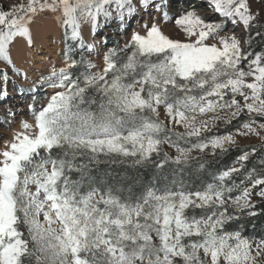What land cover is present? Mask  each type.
Listing matches in <instances>:
<instances>
[{"label":"snow or ice","instance_id":"snow-or-ice-1","mask_svg":"<svg viewBox=\"0 0 264 264\" xmlns=\"http://www.w3.org/2000/svg\"><path fill=\"white\" fill-rule=\"evenodd\" d=\"M259 216L264 0H0V264H264Z\"/></svg>","mask_w":264,"mask_h":264},{"label":"trees","instance_id":"trees-1","mask_svg":"<svg viewBox=\"0 0 264 264\" xmlns=\"http://www.w3.org/2000/svg\"><path fill=\"white\" fill-rule=\"evenodd\" d=\"M236 154H237V151L233 150L230 156L224 160V163L225 164L231 163L232 158H234ZM209 159L211 158L209 157ZM256 163L258 164V161ZM244 232L245 234H248V235H259L262 232H264V216H259V217L253 218L250 222H246L244 226Z\"/></svg>","mask_w":264,"mask_h":264},{"label":"rangeland","instance_id":"rangeland-1","mask_svg":"<svg viewBox=\"0 0 264 264\" xmlns=\"http://www.w3.org/2000/svg\"><path fill=\"white\" fill-rule=\"evenodd\" d=\"M10 3H16L18 2V0H9ZM185 2H189V0H185ZM133 26H135V21H133ZM231 27V26H230ZM114 31L113 28L109 27L108 29L105 30L104 34L105 35H108V34H111L112 32ZM165 31L171 35H175L176 34V29L174 28V26L172 24H168L166 27H165ZM85 35H87V32H85ZM114 39H120V37H114ZM14 105L15 104H20L21 101L16 99V98H13V100L11 101ZM181 131L183 129H180ZM252 143H256L258 144V139L257 138H252L250 140H242L241 141V145L240 146H244V145H248V144H252ZM166 150L168 151H173V150H170V149H167Z\"/></svg>","mask_w":264,"mask_h":264}]
</instances>
